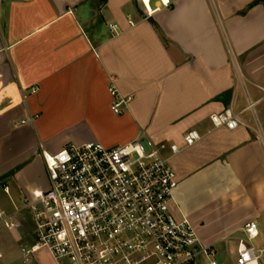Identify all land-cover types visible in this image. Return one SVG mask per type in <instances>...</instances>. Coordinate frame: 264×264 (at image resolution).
I'll list each match as a JSON object with an SVG mask.
<instances>
[{
  "label": "crops",
  "instance_id": "crops-1",
  "mask_svg": "<svg viewBox=\"0 0 264 264\" xmlns=\"http://www.w3.org/2000/svg\"><path fill=\"white\" fill-rule=\"evenodd\" d=\"M171 1L155 10L150 0L147 16L139 0H0V211L22 222L13 242L33 243L32 219L17 210L50 187L45 152L141 137L184 146L195 129L202 139L171 159L177 215L220 264H238L241 240L264 254V141L255 127L215 129L210 119L250 95L264 129V3ZM112 87L131 97L122 113ZM252 221L259 235L249 242ZM11 248L0 237V264ZM42 250L50 254L21 253L24 262Z\"/></svg>",
  "mask_w": 264,
  "mask_h": 264
},
{
  "label": "built area",
  "instance_id": "built-area-1",
  "mask_svg": "<svg viewBox=\"0 0 264 264\" xmlns=\"http://www.w3.org/2000/svg\"><path fill=\"white\" fill-rule=\"evenodd\" d=\"M139 1L151 16L150 0ZM159 1L161 6L155 10L172 4ZM110 29L117 33L119 26L110 24ZM233 64L239 69L235 59ZM111 93L114 111L122 113L131 97L114 87ZM260 102L248 95L242 110L230 107L213 113V128L255 127L264 141ZM201 139V133L193 129L184 146L141 137L114 148L93 141L45 152L50 187L35 191L33 199L17 210L24 221L29 215L33 222L34 241L22 247L25 259L47 249L58 264H220L217 248L204 244L191 221L178 216L175 209L178 178L171 159ZM4 189L8 193V187ZM21 224L0 211V225L17 229ZM244 230L249 242L259 235L254 221ZM237 263L264 264V254L241 240Z\"/></svg>",
  "mask_w": 264,
  "mask_h": 264
},
{
  "label": "rangeland",
  "instance_id": "rangeland-1",
  "mask_svg": "<svg viewBox=\"0 0 264 264\" xmlns=\"http://www.w3.org/2000/svg\"><path fill=\"white\" fill-rule=\"evenodd\" d=\"M0 196H2V198H4L5 200H8L7 195L4 194L3 188L0 189ZM9 230L11 232L16 229H7L4 225H0L1 239H3L4 242L8 244V246H11L12 247L11 249H15L14 250L15 255H12V256L10 255L5 260V263H8V264H56L53 258L51 257V255L46 250H42L41 252H39L40 261L37 258H34L35 255H33L30 261L24 262V259L22 258V255H21L22 252L20 248L21 247L20 245L24 246V243L23 242L22 243L13 242V239L10 237V234L8 233ZM28 240H31L32 242L34 241L33 234L32 236L28 238Z\"/></svg>",
  "mask_w": 264,
  "mask_h": 264
},
{
  "label": "trees",
  "instance_id": "trees-1",
  "mask_svg": "<svg viewBox=\"0 0 264 264\" xmlns=\"http://www.w3.org/2000/svg\"><path fill=\"white\" fill-rule=\"evenodd\" d=\"M104 1H105V0H104ZM259 1L264 3V0H259Z\"/></svg>",
  "mask_w": 264,
  "mask_h": 264
}]
</instances>
